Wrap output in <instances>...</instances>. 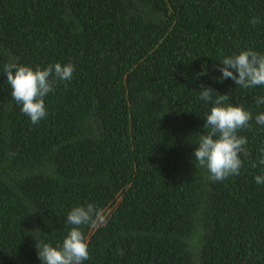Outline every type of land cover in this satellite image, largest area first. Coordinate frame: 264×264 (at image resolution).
Masks as SVG:
<instances>
[{
	"label": "trees",
	"instance_id": "obj_1",
	"mask_svg": "<svg viewBox=\"0 0 264 264\" xmlns=\"http://www.w3.org/2000/svg\"><path fill=\"white\" fill-rule=\"evenodd\" d=\"M249 48L264 54V0H0V264H41L36 240L62 244L89 203L102 219L80 226L83 264H264V86L218 80ZM10 61L74 67L38 125L11 96ZM201 85L253 117L221 182L193 155L214 106Z\"/></svg>",
	"mask_w": 264,
	"mask_h": 264
},
{
	"label": "clouds",
	"instance_id": "obj_2",
	"mask_svg": "<svg viewBox=\"0 0 264 264\" xmlns=\"http://www.w3.org/2000/svg\"><path fill=\"white\" fill-rule=\"evenodd\" d=\"M257 22L255 18L250 21L253 26ZM219 63L222 65L218 69L221 73L219 81L230 78L244 89L264 86V54L249 48L225 56ZM73 72L74 67L71 63L49 64L43 69L40 67L34 69L15 61L4 65V74L11 86V96L33 125H38L47 116L44 98L53 90L55 81H70ZM200 75H207L203 66ZM213 91L201 85L198 98L205 102L212 101L214 106L204 119V127L208 131L200 135L198 147L194 149L193 155L198 165L207 170L211 181L221 182L240 173L241 155L245 152L247 140L244 136L238 135V132L247 128L253 117L241 106L225 103L229 100L227 94H218L213 100ZM255 102L257 105H264V96L257 97ZM255 121L264 125V112L257 115ZM260 164H264V159L260 160ZM254 180L258 185L264 184V175H257ZM101 219L99 210L91 203L73 207L67 214V223L73 227L68 231L62 244L54 247L36 240L35 248L41 264H83L89 259V252L87 240L80 226L95 227Z\"/></svg>",
	"mask_w": 264,
	"mask_h": 264
}]
</instances>
